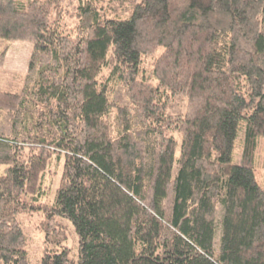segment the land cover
Masks as SVG:
<instances>
[{"label": "trees", "instance_id": "obj_1", "mask_svg": "<svg viewBox=\"0 0 264 264\" xmlns=\"http://www.w3.org/2000/svg\"><path fill=\"white\" fill-rule=\"evenodd\" d=\"M0 72V264H264V0H0Z\"/></svg>", "mask_w": 264, "mask_h": 264}, {"label": "rangeland", "instance_id": "obj_2", "mask_svg": "<svg viewBox=\"0 0 264 264\" xmlns=\"http://www.w3.org/2000/svg\"><path fill=\"white\" fill-rule=\"evenodd\" d=\"M31 50L32 43L30 41L21 39L10 40V44L8 46L5 60L1 66V69L10 72L23 73L28 67ZM6 82L7 81L4 80L0 72V88H6ZM243 138L244 125L241 123L233 146L231 159L233 163H239L241 161ZM178 139L180 141V137H178ZM61 165H58L57 161L54 162V159L48 165L42 184L44 194L40 198L41 201L50 202L53 200L55 190L58 185V179L61 173ZM253 169L256 179L259 182H262L264 178V137L261 135L257 136L256 138V146L253 155ZM42 217V214L35 210L31 212H23L18 215V220L21 222V225L23 226L29 238V255L31 264L36 262V259L40 254L43 234L40 231L38 225L40 224ZM66 222L68 237L65 244L70 247L71 256L75 257L77 236L72 223L69 220H66Z\"/></svg>", "mask_w": 264, "mask_h": 264}]
</instances>
